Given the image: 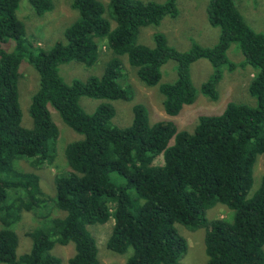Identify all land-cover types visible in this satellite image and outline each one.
<instances>
[{
    "label": "trees",
    "instance_id": "16d2710c",
    "mask_svg": "<svg viewBox=\"0 0 264 264\" xmlns=\"http://www.w3.org/2000/svg\"><path fill=\"white\" fill-rule=\"evenodd\" d=\"M28 2L38 16L53 8L51 0ZM18 5L19 0H0V263L61 264L53 248L71 243L69 264H100L88 227L112 218L106 247L117 254L130 249L125 264H183L188 244L178 224L205 228L207 264H264V174L250 193L254 163L258 156L264 162V33L247 24L235 0H208L207 20L219 28L217 42L208 47L194 42L184 51L170 46L161 32L151 34V45L138 41L143 27L178 15L176 0H71L78 17L48 48L28 35L16 15ZM9 40L10 50L4 47ZM103 41L113 55L102 73L65 81L59 66L93 65ZM231 43L243 55L241 64L254 71L248 92L255 106L230 101L220 114L200 115L191 132L168 119L150 124L140 103L132 105L130 124L112 123L115 109L108 101L132 96L121 57L144 85L157 86L165 114L176 116L195 100L190 65L198 59L213 69L199 91L217 97L222 68L235 67L226 54ZM23 59L38 74L28 109L31 127L21 123ZM168 60L175 62L176 78L160 83ZM81 97L103 101L88 113ZM49 106L82 135L65 147L68 170L56 175L54 197L43 192L38 173L18 163L37 170L51 158L58 128ZM217 203L232 211L229 219L206 218ZM54 205L63 213L55 215ZM27 212L38 222L17 230ZM17 248L24 252L17 254Z\"/></svg>",
    "mask_w": 264,
    "mask_h": 264
},
{
    "label": "rangeland",
    "instance_id": "374dc122",
    "mask_svg": "<svg viewBox=\"0 0 264 264\" xmlns=\"http://www.w3.org/2000/svg\"><path fill=\"white\" fill-rule=\"evenodd\" d=\"M52 10L43 15H36L28 0H19L16 10L17 17L24 23L28 35L41 46L48 48L55 41L63 38L66 27L73 23L78 13L70 7L71 0H51ZM106 3V0H99ZM163 2L165 0H154ZM208 0H176L178 15L174 18L165 16L157 25L145 26L138 35V41L146 45L152 44L154 32H161L165 35L167 43L184 51L190 48L192 43L202 46H212L217 42L219 28L212 26L207 20L206 5ZM235 5L247 24L257 32L264 33V0H235ZM11 40L7 41L4 47L8 50L13 48ZM108 44L103 41L100 43L95 62L91 66H86L80 62L70 61L59 66V73L65 81L73 78L81 80L90 75H100L103 66L112 57ZM230 61L235 63L232 70L222 68V77L218 82L217 97L212 100L199 91L200 85L207 80L212 73V66L206 59H198L190 65V75L192 84L196 89V96L193 103L184 105L176 116L165 114L162 108V95L157 86H146L136 76L135 68L132 67L123 56L121 73L124 75V85L131 91V99L112 100L110 102L115 109L112 123L118 127L130 124L132 120V105L142 104L147 111L148 121L153 124L162 119L174 122L178 130L191 132L200 115L220 114L226 104L230 101L256 105V99L248 92V84L254 73L249 65H242L243 55L236 43H231L226 51ZM162 76L160 83L172 82L176 78L175 62L168 60L161 68ZM20 76L18 79V97L22 112L21 123L25 127L32 126V118L28 109L31 102V95L38 87V74L34 67L23 59L19 65ZM103 100L81 97L79 103L82 108L90 113ZM51 119L58 128V137L52 140V156L41 168L37 170L29 166L26 161H19V166L27 171H35L40 177V187L49 196H55L54 180L56 175L68 170V164L64 156V150L68 143L82 138V135L75 132L66 125L59 114L51 106L48 107ZM157 161H161V157ZM264 174V162L262 156H258L253 166V185L250 193L259 185L260 178ZM55 215L62 214L63 211L53 206ZM51 209V208H50ZM208 220L229 219L232 211L224 205L217 203L205 211ZM113 219L99 224L89 225L88 230L95 238L98 248V258L100 264H125L127 256L131 253L129 249L123 254H117L106 247L108 235L111 232ZM37 219L30 212L24 213L22 219L16 224L17 230H28L36 225ZM179 232L186 238L188 248L181 257L183 264H207V256L204 247L205 228L190 230L182 225L176 226ZM20 248V246H19ZM17 248V254L24 251ZM264 251V246H263ZM53 253L58 255L61 264H69L68 259L73 253L71 243L67 245L55 244ZM2 264V263H0Z\"/></svg>",
    "mask_w": 264,
    "mask_h": 264
}]
</instances>
